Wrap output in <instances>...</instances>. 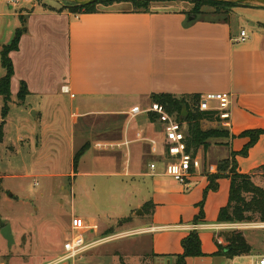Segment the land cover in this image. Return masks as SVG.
I'll use <instances>...</instances> for the list:
<instances>
[{
    "label": "crops",
    "instance_id": "0c3cea01",
    "mask_svg": "<svg viewBox=\"0 0 264 264\" xmlns=\"http://www.w3.org/2000/svg\"><path fill=\"white\" fill-rule=\"evenodd\" d=\"M4 1L0 0V17L9 15L2 12ZM49 7L55 6L33 0L32 7L16 10L20 25L15 33L22 26L21 16L26 19V32L20 38L18 49L10 52L14 68L10 111L11 105L28 108L20 121L23 128L19 141L25 146H34L38 150L36 154L45 156V148L50 149L54 140L58 141L63 134L68 141L73 170L60 176L73 178L72 193L83 175L113 178L124 188L128 184L131 188L134 184L146 185V193L139 202L128 206L126 213L131 211L129 214L106 217L110 222L86 214L77 216L78 224L73 219L72 235L81 233L87 238L90 233L95 234V226L108 223L112 226L114 221L121 228L144 223L143 227L124 231L125 236L116 240L131 236L129 232L150 235L152 253L118 252L119 261L123 258L126 264H142L145 257L150 264H173V258L162 256L172 252L157 247L158 235L173 232L180 244L195 224L199 214L197 205L209 185L208 176L218 172L221 160L228 158L232 151H241L248 143L249 137L240 136L241 133L264 130V21L248 20L249 27L240 22V16L250 15L255 10L252 8L262 7H235L228 22H189L183 12L188 10L185 7H155L143 12L135 11L126 2L81 14ZM242 30H247L249 39L238 40ZM13 38L2 44L1 51ZM23 83L29 93L22 101L18 93ZM153 93L198 94L200 108L215 111L218 95H231V117L221 123L229 129L231 137L219 145L209 146L206 151L200 149L196 157L201 166L193 170L185 183L164 173L165 165L172 158L167 148L165 122L158 119L157 124L149 120V112L155 111L151 101ZM145 100L148 103L143 107ZM67 103L69 126L66 123L61 130L56 125L61 124L62 107H68ZM9 113L0 150L5 143L9 144L6 142ZM93 118L98 120L95 125H101H93ZM55 144L61 145L60 141ZM86 144L88 148L75 170V154ZM91 150L95 166L84 172L80 169L82 158ZM237 162L241 173L252 174L253 181L264 187V134L247 156H237ZM152 163L156 164L155 170L150 168ZM6 176L0 172L1 178ZM218 183L219 188L209 191L205 198V216L200 222L209 227L198 229L214 231L215 256H220L215 254L216 240L223 244L218 232L224 224L218 222V216L228 203L231 181L222 177ZM61 186L64 188V184ZM146 203L152 207L144 208ZM137 209L140 211L133 217L132 211ZM146 210L151 213L147 214ZM143 213L145 216L141 217ZM207 258L206 255L188 257L186 264H205Z\"/></svg>",
    "mask_w": 264,
    "mask_h": 264
},
{
    "label": "rangeland",
    "instance_id": "374dc122",
    "mask_svg": "<svg viewBox=\"0 0 264 264\" xmlns=\"http://www.w3.org/2000/svg\"><path fill=\"white\" fill-rule=\"evenodd\" d=\"M32 3L33 0L4 1L2 12L9 15L0 17V54L2 44L11 41L15 34V29L20 25L16 10L32 7ZM43 3L54 5L57 8L68 4L65 0H43ZM12 6L14 7L12 8ZM103 6L99 5L98 7ZM156 7L161 9L185 7V9L189 10L193 7V4L185 0H175L158 2ZM238 7L243 9L241 6ZM204 9L210 10L207 6ZM252 9L255 10H251L253 12L249 13L250 15H245L242 18L240 16V22L242 21L247 27L251 26L248 20H251L250 22L264 21V8ZM4 73L5 69L2 67L0 55V78ZM143 103V107H146L148 101L145 100ZM2 105L3 98L0 96V122L2 120ZM62 108L61 124L59 126L56 125L61 130L62 127L65 128L66 123L69 126L70 105L68 107L63 105ZM27 109L23 105H11L6 141L9 144H2L3 146L0 150V172L7 174L5 179L2 178L0 184V219L4 223L11 225L14 236V242L10 246L7 239L2 235L0 226V264H120L118 252L123 253L131 250L149 254L152 251L151 247H153L150 235H133V232H129L131 236L116 240L121 236H125L123 233L127 232L124 231L143 227L145 226L144 223L128 224L121 228L119 223L114 221L112 226H110L111 223H108L109 225L96 224L95 234L90 233L88 235L86 238L88 241H99L96 246L75 259L57 262V259L63 253L65 238L72 236L73 219L77 221L75 217L86 214L85 216L88 215L96 220L110 222L111 220L106 217H113L115 214H129L131 211L126 213L128 212V206H135L146 193L147 188L146 185L140 184L137 186L134 184L132 188L128 184V188H124L122 183L113 178L83 175L79 177V181L72 193L70 184L73 178L60 176L73 170L68 141L63 137V134L59 136L58 141L54 140L55 146L50 145V149L45 148L47 152L45 156L44 153L36 154L38 150L36 151L34 146H25L19 141L23 128L20 121H22ZM50 112L52 114L53 109H50ZM153 113L157 117L151 113V118L154 120L150 118V114L149 120L151 119L157 124L159 123L158 119L165 122L166 128L170 126L171 122L177 124L171 114L162 110H155ZM97 121V118H93L92 124L95 125ZM98 125L101 124L98 123L95 126ZM217 125L220 124L204 123L205 128L218 127ZM220 126L227 128L224 125ZM178 127L183 132L185 131L184 126L180 127L178 125ZM91 139L90 141L93 142L94 137H91ZM227 139H229L227 136L211 138L208 143L209 146L219 145ZM59 141L61 145L58 147L55 143ZM39 159H42L41 165L37 164ZM94 159L95 157L91 150L82 158L80 169L84 172L93 170L95 166ZM61 183L64 184V188H62ZM118 183L119 186H116ZM11 194L13 195L12 197ZM197 206L200 212V206ZM139 211V209L132 211V216L135 217ZM73 213L75 214L72 215ZM143 216H145V213L141 214V217ZM223 224L218 232V236L223 239V245H227L223 233L237 231L243 233L248 243L252 246V251L248 255L238 256L235 259H230L226 255L215 256L213 253L215 250L214 231L202 230L201 232L199 231L203 244L202 249L208 257L205 260V264H251L254 256L264 254V222L255 219L252 222H228ZM176 236L173 232L160 233L158 235L159 243L157 247H162V250L172 252L162 256L183 252L182 239L179 244L176 241ZM108 237H113V239L106 240L107 242L103 241ZM180 247L181 250L179 249ZM146 259L143 257L144 261L142 264H150L148 259V262H146Z\"/></svg>",
    "mask_w": 264,
    "mask_h": 264
},
{
    "label": "trees",
    "instance_id": "16d2710c",
    "mask_svg": "<svg viewBox=\"0 0 264 264\" xmlns=\"http://www.w3.org/2000/svg\"><path fill=\"white\" fill-rule=\"evenodd\" d=\"M175 0H116L103 1L100 3L79 6L67 2V5L53 10L63 11L69 10L77 14L97 12L99 5L110 6L116 2H126L132 5L135 11L150 12L156 7L158 2H168ZM193 4L189 10L183 11L188 16V21L211 20L218 22H228L231 18L232 11L235 7H258L251 5H241L231 2L222 1H188ZM209 7L210 10L204 9ZM264 8V7H262ZM193 16V19L189 17ZM22 26L16 30L11 43L5 45L1 51V62L6 73L0 78V96L3 98L2 106V122L0 124V143L4 139V124L5 118L10 111V103L12 102L11 79L14 74V68L10 52L18 49L19 41L24 32H26V19L21 16ZM28 89L23 83L22 88L18 93L19 100H24L28 94ZM200 95H176L172 93H153L151 101L155 108L162 110L174 116L177 124L185 127V143L186 151L193 157L197 155L200 149L207 150L209 148V139L218 138L221 136L231 137L230 131L227 128H222L220 125L222 119L219 112L215 110H202L199 106ZM156 116L155 113L151 112ZM151 113L150 118H151ZM157 117V116H156ZM152 119V118H151ZM158 119V118H157ZM154 120V119H152ZM204 123H216L218 127L205 128ZM264 134L263 129H251L241 133L240 136L249 137L248 143L239 152L232 151L228 158L221 160L218 164V172L208 176L209 185L205 189L204 198L199 203L200 212L195 217L194 223H200L204 220V200L209 191H216L219 188L218 179L228 177L231 181L230 194L228 203L220 209L218 222H252L257 219L264 222V187L257 185L253 181V175L249 173H241L238 170L237 156H247L251 147ZM169 144H167L168 148ZM88 144L83 146L74 157V169L77 166L81 156L87 150ZM264 168V166H263ZM2 178L0 177V184ZM150 209L151 203H146L144 208ZM150 214L151 211H147ZM227 245L219 243L217 240L218 251L215 254L226 255L230 259L237 256L248 255L252 251V246L248 243L246 237L241 232L230 231L223 233ZM183 252L175 255H167L164 257L173 258V264H186L188 257H197L205 255L202 249V240L198 230H191L182 239ZM121 264H126L123 258L120 259Z\"/></svg>",
    "mask_w": 264,
    "mask_h": 264
},
{
    "label": "built area",
    "instance_id": "2783aa9c",
    "mask_svg": "<svg viewBox=\"0 0 264 264\" xmlns=\"http://www.w3.org/2000/svg\"><path fill=\"white\" fill-rule=\"evenodd\" d=\"M250 36L247 30H242L238 38L239 41H245L249 39ZM68 91L67 86L63 87ZM231 95L229 93H222L218 95V107L219 116L222 121H229L231 117ZM155 108V107H154ZM202 109V108H201ZM155 110H159L155 108ZM203 110V109H202ZM166 138L168 141V152L172 160L165 165V175L171 177L172 179L185 183L188 178L193 174L194 169L200 168V160L196 156H192L186 151L185 143V133L179 129L177 124L171 122L170 126L166 128ZM152 170L156 169V164L152 163L150 165ZM78 221H74L75 224ZM76 226V225H75ZM190 227V226H189ZM208 224L198 223L191 226V230H198L200 228H207ZM113 239V237H108L103 241ZM107 240V241H106ZM97 242H90L81 233H75L68 237L63 244V254L57 259V262L66 261L69 259H75L79 255L87 252L91 248L97 245ZM251 264H264V254L256 255Z\"/></svg>",
    "mask_w": 264,
    "mask_h": 264
},
{
    "label": "water",
    "instance_id": "95a60500",
    "mask_svg": "<svg viewBox=\"0 0 264 264\" xmlns=\"http://www.w3.org/2000/svg\"><path fill=\"white\" fill-rule=\"evenodd\" d=\"M65 1L79 6H85L89 4L100 3L103 1H116V0H65ZM185 1H222V2L241 4V5L264 7V0H185ZM193 18L194 17L192 16L190 19ZM0 226H1L2 235L4 236L5 239H7L9 245L11 246L14 242V236L11 225L4 223L2 219H0Z\"/></svg>",
    "mask_w": 264,
    "mask_h": 264
},
{
    "label": "bare ground",
    "instance_id": "6f19581e",
    "mask_svg": "<svg viewBox=\"0 0 264 264\" xmlns=\"http://www.w3.org/2000/svg\"><path fill=\"white\" fill-rule=\"evenodd\" d=\"M263 226H264V225H263ZM263 226H262V227H263ZM260 227H261V226H260Z\"/></svg>",
    "mask_w": 264,
    "mask_h": 264
}]
</instances>
